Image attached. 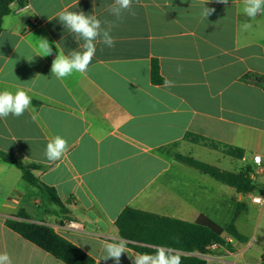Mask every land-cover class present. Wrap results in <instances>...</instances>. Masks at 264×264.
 Segmentation results:
<instances>
[{"label": "crops", "instance_id": "crops-1", "mask_svg": "<svg viewBox=\"0 0 264 264\" xmlns=\"http://www.w3.org/2000/svg\"><path fill=\"white\" fill-rule=\"evenodd\" d=\"M113 3L30 0L14 3L3 20L0 91L23 89L32 103L21 117L0 119V151L37 165L35 176L56 190L67 213L0 158V253L12 264H65L7 228L5 221L24 211L95 264H115L104 261L103 245L122 239L115 222L132 208L188 223L205 216L223 229L232 224L246 242L225 233L233 251L212 246L196 255L208 264H264V206L253 202L264 196V87L255 82L264 78V14L249 20L243 0H133L117 19L108 11ZM205 7L215 12L206 17ZM65 9L113 23L115 45L97 41L87 74L59 80L50 72L55 55L84 43L59 21ZM41 39L53 55L42 56ZM154 61L161 84L152 80ZM187 133L240 148L244 157L186 140ZM56 135L69 149L50 162L44 153ZM177 155L231 173L250 167L257 189L239 193ZM122 240L128 253L120 264H133L128 255L138 252Z\"/></svg>", "mask_w": 264, "mask_h": 264}, {"label": "trees", "instance_id": "trees-1", "mask_svg": "<svg viewBox=\"0 0 264 264\" xmlns=\"http://www.w3.org/2000/svg\"><path fill=\"white\" fill-rule=\"evenodd\" d=\"M29 1L0 0V34L3 20L11 13L12 5L16 3L24 7ZM152 80L155 84L163 83L157 61H154L152 65ZM255 82L264 87L263 77L255 78ZM185 139L219 150L237 159H243L244 157V151L240 148L215 142L192 133H187ZM0 158L4 162L17 167L22 172L23 179L37 187L47 197L51 205L57 206L61 213H67L56 190L43 184L35 176L34 172L38 169L37 165L25 164L17 160L14 155L1 151ZM177 160L212 176L225 185L235 188L239 193L250 194L257 189L250 175L252 172L250 167L240 173H231L190 157L177 155ZM29 220V216L24 211H20L17 216L7 219L5 225L23 239L65 264H95L92 257L58 235L52 228L33 224ZM115 226L121 238L127 241L128 245L138 253H154L157 246H163L166 251L171 250L173 253L178 254L181 258V264H208L205 259L196 254L205 255L212 246H223L233 251L234 248L227 241L225 233L238 242H246L247 240L236 231L234 225L231 224L223 229L205 216H201L194 223H188L132 208H126L119 215Z\"/></svg>", "mask_w": 264, "mask_h": 264}, {"label": "clouds", "instance_id": "clouds-1", "mask_svg": "<svg viewBox=\"0 0 264 264\" xmlns=\"http://www.w3.org/2000/svg\"><path fill=\"white\" fill-rule=\"evenodd\" d=\"M229 0H216V3L227 5ZM133 0H114V3L108 6L110 14L119 19L124 12H131ZM243 12L253 20L258 14H264V0H243ZM215 12L214 8L204 9V15L208 17ZM57 17L61 24L69 30V33L75 34L83 40L82 50H73L68 55L58 52L51 62L50 72L56 79L62 80L71 76L73 73L86 75L95 53L96 43L99 41L111 48L115 45V39L111 35L115 25L108 21H101L95 14H85L83 11L61 10ZM251 25L247 22L243 27L248 28ZM40 48L44 55H53V49L46 39H41ZM41 56V55H40ZM166 87L174 86L172 81L165 82ZM32 103V98L27 91L16 89L15 92L10 90L0 91V119H6L10 115L16 118L21 117L27 111ZM68 141L56 135L47 142L45 157L50 162L60 160L68 151ZM259 161V157H257ZM256 203H260L257 198ZM106 255L104 261H115L120 264L123 254L126 251L125 242L121 239L112 241L103 245ZM128 259L133 264H181V258L171 250L166 251L163 246H157L154 253H137L134 256L128 255ZM0 264H12L11 258L7 252L0 253Z\"/></svg>", "mask_w": 264, "mask_h": 264}, {"label": "built area", "instance_id": "built-area-1", "mask_svg": "<svg viewBox=\"0 0 264 264\" xmlns=\"http://www.w3.org/2000/svg\"><path fill=\"white\" fill-rule=\"evenodd\" d=\"M257 157H259V161H257ZM261 161H262V157L260 155H257V156L254 157V162L256 164L260 165ZM257 198H260V203H256L255 202L257 200ZM253 202L255 204H257V205L264 206V196L254 197L253 198ZM68 226L71 227V228H77L78 227V225L75 222H69Z\"/></svg>", "mask_w": 264, "mask_h": 264}, {"label": "rangeland", "instance_id": "rangeland-1", "mask_svg": "<svg viewBox=\"0 0 264 264\" xmlns=\"http://www.w3.org/2000/svg\"><path fill=\"white\" fill-rule=\"evenodd\" d=\"M251 211L254 213V215L258 214V210L253 206H251Z\"/></svg>", "mask_w": 264, "mask_h": 264}]
</instances>
